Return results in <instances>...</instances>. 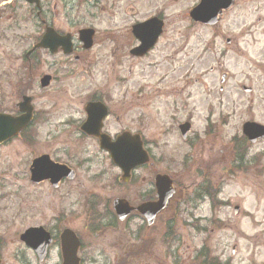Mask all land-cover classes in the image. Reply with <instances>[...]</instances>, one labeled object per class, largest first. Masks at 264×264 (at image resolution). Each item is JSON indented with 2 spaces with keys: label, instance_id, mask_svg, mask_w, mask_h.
<instances>
[{
  "label": "rangeland",
  "instance_id": "obj_1",
  "mask_svg": "<svg viewBox=\"0 0 264 264\" xmlns=\"http://www.w3.org/2000/svg\"><path fill=\"white\" fill-rule=\"evenodd\" d=\"M198 1L142 0L134 5L131 0H104L100 4L104 13L99 11V5L86 6L80 26H91L98 31V46L87 53L83 64L70 68L73 74L80 69L79 74L66 77L61 83H53L48 90L33 89L35 91L30 95L35 98V109L44 119L31 131L29 139L33 145H23L25 138L0 147V195H11L0 200V208L4 211L8 208L2 212L4 226L9 222L13 229L17 227L11 219L17 210L25 209L19 205L22 197L25 199L21 201L29 202L27 208L35 216V224H45L51 232L65 227L83 239L86 244L79 256L84 264L145 263L144 258L136 254L132 260L128 259L126 245L121 256L118 248L114 250L113 244L122 237L121 232L128 243L132 241L127 234L130 232L128 226L119 224L113 231L107 227L100 236L93 234L95 237L91 240L86 234V206L96 202L102 215H106L104 207L108 204L111 212V202L115 198L140 199L143 194L141 181L148 170H135L132 184L116 185L115 179H119L120 173L110 164L105 153L100 152L96 144H78L80 109L77 101L72 99L87 77L97 80L128 78L127 84L113 86L115 100L125 89L128 94L137 95L141 88L147 100L133 101L124 93L129 99L124 102L133 103L135 108L125 115L120 114L122 109L119 108L115 113L119 122L113 123L111 118L113 125L108 131L113 133L126 127L137 129L140 128L137 121H141L147 142L144 148L152 162L157 163L154 169H149V174L156 171L175 176L185 188L188 187L185 189L187 199L196 197L193 203L197 206L198 216L205 220L197 219L191 243L187 241L192 231L190 227L186 228L190 232L187 233L189 250L186 252L195 254L194 251L199 252L206 246L219 264H264V143L250 148L230 144L232 139H238L242 121L264 124V12L259 11L264 0H234L233 7L225 11L218 25L212 28L189 19L188 13ZM129 8H135L134 14L128 13ZM157 13L163 21L159 42L146 57L130 58L128 50L136 42L129 36V28ZM260 35H263L262 40ZM226 40L230 41L229 46L225 45ZM1 49L6 55L0 66V102L4 103L0 111L10 110L16 100L18 81L12 74L10 61L18 59L21 53L12 50L9 44ZM217 63L222 65L221 70L216 69ZM180 68L184 71H179ZM209 68L214 70L212 75L208 73ZM40 73L52 74L53 71L44 68ZM221 73L227 75L222 89L218 83ZM159 81L173 84L174 98L162 95L167 89L156 85ZM240 86L251 88L252 95L240 92ZM188 96V111L192 113L194 110L193 130L197 135V140L190 144L191 148L178 141L175 125L172 126V120H184V113L172 117L173 112L166 111L172 100L179 102ZM235 103L240 106L238 114L231 113L227 123H222ZM234 148L237 154L231 155ZM41 154H49L76 169L74 181L57 192L47 186H29L21 175L27 173L31 160ZM187 156L195 163L190 165ZM184 161L191 166L188 175L183 173ZM201 182H204L203 188L218 191L214 199L217 209H210V202L200 196ZM17 189H25L24 193L28 195L15 197L13 191ZM65 194L67 201L62 202ZM236 206L239 213L234 216L232 210ZM68 210L69 218L62 219V223L55 222L59 215L67 216ZM66 220L68 222L64 224ZM108 225H112L110 220ZM139 225L137 219L129 223L131 230ZM175 230L177 232L179 227ZM233 247L236 252L231 256ZM16 248V245H8L4 257ZM167 253L168 249L166 264H175V257ZM24 255L30 264H37L28 253ZM7 260L5 264H9ZM56 262L57 257L52 255L45 264Z\"/></svg>",
  "mask_w": 264,
  "mask_h": 264
},
{
  "label": "flooded vegetation",
  "instance_id": "obj_2",
  "mask_svg": "<svg viewBox=\"0 0 264 264\" xmlns=\"http://www.w3.org/2000/svg\"><path fill=\"white\" fill-rule=\"evenodd\" d=\"M103 1L104 0H0V66L4 62L2 58L6 55V53L1 49V46L9 44L12 50L21 51L18 59L10 61V67L13 69L12 74L14 75L15 80L18 81V86L16 87V100L11 106L10 110H2L0 111V114L16 116L19 114L21 103H26L25 108H29V106H31L33 110V123L37 124L44 121L43 118L38 116L34 105L35 98L30 94L35 91L33 89L48 90V88L53 83H61L62 81L66 80V77L80 73L79 69L73 74L70 68H77L79 63L83 64L85 62L87 53L91 52L93 48L97 47L99 44L98 31L96 29L91 28V26H80V20L82 19L81 15L83 14L85 16L86 6L96 7L97 5L100 6L99 11L104 13L105 9L100 5ZM131 1L134 5H137L142 0ZM263 4L264 3H261V5ZM134 9L129 8L128 13L134 14ZM259 11L261 13L264 12V5L261 6ZM154 17L159 19V14H155ZM257 20L260 21L261 19L258 18ZM28 25L29 28H27ZM82 29H92L94 32L92 48L87 51L84 50L83 45L78 40V32ZM46 33V48L39 47ZM128 34L131 39L134 40L131 27L128 30ZM108 39H111L110 34H108ZM134 47L135 46L132 45L131 49ZM153 49H151V51ZM151 51L140 58L131 55L129 56L132 59H141L146 57ZM108 53L112 55L110 50ZM11 59H14V57H11ZM44 68L52 70L53 73H40V70ZM179 71L184 70L183 68H180ZM208 73L209 75H212L214 73L213 69L209 68ZM128 74H130V72H128ZM44 77H48V83L47 86L42 87L41 80ZM85 80L86 82L81 85L79 93L76 94L74 98H72L73 101H77L76 105L80 109V125L78 128L80 135L78 144H96L97 146L99 144L96 138L87 136L80 131L81 126L87 120L85 110L90 104H100L105 109L106 116L100 122V131L102 134L107 135L112 141H114L122 133L128 132L131 135H137L141 143L146 144L147 142L143 136V125L141 121H137L140 127L137 129L126 127L113 133L108 131L113 123L119 122V116L115 114L119 108L122 109V112L120 113L121 115L130 113L131 109L135 108L133 103L124 102L129 100L127 97H124V93L133 101H145L147 100V96L145 95L144 90L141 88V90L137 92V95H132L128 94L127 90L125 89V91L120 95V98L115 100L113 86L116 84H127L129 80L128 78H104V80H100L99 78V80H97V78L90 76ZM194 83H197V79H195ZM95 84H98L99 86L94 87L93 85ZM156 85H163L167 89V91L162 94L163 96H171L173 98L175 97L174 90L172 89L173 84L166 85L165 83H162V81H159ZM183 89L184 88L181 87V90ZM204 89H206V87H204ZM22 97L27 98L23 99ZM0 98L2 97L0 96ZM13 98L14 96H12V99ZM189 98L190 97L188 96L184 100L180 99L179 102L172 100L166 106V111H172V117H175L176 114H181L182 112L184 113V120L179 122L172 120V126L175 125V130L178 133V141L181 144H187V146L191 148L190 144H193V142L197 140V135L193 130L194 110L191 109L192 113L188 111ZM3 105L4 103L0 102V108L1 106L3 107ZM235 107H237V109H235ZM238 107H240L238 104H233V109L228 111L226 114L227 118H225L222 123H227V119H229L231 113L238 114ZM111 118H113V123ZM245 122L254 121H242L241 125H243ZM133 123L134 121L131 122V125H133ZM182 124L188 125V131L185 135H182L179 130V127ZM65 125H67V123ZM237 138L239 140V144H251L241 134L238 135ZM263 142L264 140L258 139L254 144H260ZM230 144H232L231 141ZM5 145L7 144H4L0 147ZM23 145L29 147L33 144ZM42 155H46L48 160L55 165L67 167L73 170L75 174L74 178L73 180H69L67 177L60 178V180L55 178L53 184L56 185V187H51L49 181H43L39 184L30 182L29 169L33 160L32 159L27 166V173L21 175L24 176L23 180L26 181L29 186L35 188L39 186H47L51 191L57 192L64 187L69 186V184L74 181L77 172L76 169H72L66 163L51 157L49 154H41L38 157ZM149 158V163L143 167V169L148 170L146 176L143 177L141 181L143 194L140 199L137 197H133L131 199L132 207H137L139 204L155 202L154 177L157 173L154 171L153 174H149V169H154L157 163L152 162L153 159L150 157V155ZM190 158V156H187V162L192 165L195 162H192ZM190 165H187V163L184 161L182 168L183 173L186 175H188L191 171ZM170 178L173 182V186L175 187V194L177 193V196L173 199V201H169V204L165 210L161 211L154 217L152 224L149 225L147 220L142 219L136 213H132L127 221L124 222H118L112 219V225L109 226V219L102 216L100 213H97L98 220L93 223L91 227H86V224L84 226L86 234L89 235V239L91 240L95 237L93 234L100 236V234L103 233V230L107 229V227L113 231L114 229L118 228L119 224H123L126 228L128 226L127 229L130 230V232H127V234L130 235L132 241L128 243L127 239L123 236L124 232H121L122 237L116 240L115 244H113L114 250H117L118 248L120 251V256L123 255L122 248L124 245H126V256H128L127 258H130V260H132L134 257L133 255L136 254V256L141 255L144 258V264H166V225L167 223L174 224L175 226L170 227L169 231L171 235L174 233H176V235L173 238H168V240H172L173 245L170 247V250L173 249V253L171 255L175 257V264H212V260L209 258V250L206 246H204L199 252L194 251L195 254H192V252H186L189 250V247H187L186 244L189 241L191 243V240L193 237H195L194 230L197 219H205L198 216L197 206L195 203H193L196 197H194L193 200H191V198L185 199V197H187L185 189L188 187L185 188L184 184L180 182V180L176 179L175 176ZM115 181L118 182L117 178ZM24 190L17 189L13 191L15 193L14 196L18 198L20 194L28 195L24 193ZM1 192L2 191H0V193ZM5 197H11V195L7 196V194H1L0 200H4ZM21 199L25 198L21 197ZM21 199L19 201L20 204H17H19L20 207H25V209H20L19 211L17 210L11 219V221L17 223V227L15 229L10 227L9 222L4 226L5 221L3 219L5 217L2 215V212H6L8 208L6 207L5 211L2 207L0 208V264H5L6 259L10 261L9 264H30L29 260L24 255L25 253H28L33 261L37 264H45L52 255L57 257L56 264H62L60 238L61 233L68 228L64 227L55 232H51L45 224H35V216L31 215L27 208L29 206V202L21 201ZM61 200L62 202L67 201V195H63ZM69 214L70 213L68 210L67 216L65 215V217H63L62 215H59L57 218H55V222L62 223V219L69 218ZM134 219L140 220V225L137 226V229L136 227H133L134 230H131V227L129 226L130 222L128 221ZM67 222L68 221L66 220L64 224ZM176 227H179L177 232L175 231ZM189 227L192 231L190 234L192 236L189 235L187 241V233L189 231L186 228ZM37 228L43 229L49 235L50 243L47 245V249L43 255H39L38 253L40 246H42L44 242L41 236L39 237V235L30 234L29 236L25 237V241L22 239L23 235L28 230ZM76 236L80 244V248L77 253L79 256V254L82 253V248L85 247L86 243L83 242V239H81L77 233ZM125 241H127L126 244ZM26 242L31 245L35 244L36 248L33 249L31 247H27ZM8 245H16L17 248L14 252L11 251L10 253L6 254V257H4V251ZM40 256H43L42 259H39ZM79 259L80 264H84L83 259L80 258V256ZM119 264L125 263L119 262Z\"/></svg>",
  "mask_w": 264,
  "mask_h": 264
},
{
  "label": "water",
  "instance_id": "obj_3",
  "mask_svg": "<svg viewBox=\"0 0 264 264\" xmlns=\"http://www.w3.org/2000/svg\"><path fill=\"white\" fill-rule=\"evenodd\" d=\"M230 5L231 0H201L199 5L191 10L189 16L194 22L211 26L216 24L217 15L220 13V10L227 9ZM161 26V22L156 19H151L143 24L136 25L133 28V31L135 37L140 42V46L131 52V54L135 56L144 55L155 44L157 37L161 32ZM91 38L92 31L79 32V39L83 42L85 49L91 47ZM47 81V77L43 78V81H41L42 87L47 85ZM22 107L24 109H22ZM86 111L88 113V120L82 126L81 130L86 134L93 135L99 139L100 149L109 154L113 164L122 170V180L126 181L127 175L131 169L143 165L148 161L147 155L142 150L138 138L129 137L124 134L119 137L115 143H110L107 137L99 135L98 133L100 129V121L103 119L105 112H97L96 106H93L92 109L90 108ZM20 112L23 114L18 117L0 115V144L15 138L31 121V109H25V104L20 106ZM182 131H184V128ZM243 134L249 141H254L256 138L264 137V128L247 123L243 126ZM30 174L31 181L39 183L48 179L54 187L55 185L53 183L55 178L58 180L62 177H67L68 179L73 178L72 171H69L63 166L53 165L49 162L46 156L40 157L32 162ZM155 186L157 191V202L152 205H143L141 208H138V212L142 215L146 206L152 207L153 213L154 211L157 213L162 210L173 193L171 182L165 176H157L155 178ZM113 210L121 221L132 211L123 200H115L113 202ZM234 212H236V208L234 209ZM29 233L39 235V237L41 236L43 239V245L40 246L38 250L39 255H42L48 243H50L48 235L45 234L42 229L31 230ZM60 241L63 260L62 264H78L79 260L76 257V254L79 248V243L74 234L69 230H65L61 234ZM27 245L33 249L36 248V245H30L28 243ZM41 257L40 259H42Z\"/></svg>",
  "mask_w": 264,
  "mask_h": 264
},
{
  "label": "trees",
  "instance_id": "obj_4",
  "mask_svg": "<svg viewBox=\"0 0 264 264\" xmlns=\"http://www.w3.org/2000/svg\"><path fill=\"white\" fill-rule=\"evenodd\" d=\"M27 136H28V134H27ZM22 137L24 139L27 138V140L25 141L26 144H31V139H29L28 137H26L25 134H23Z\"/></svg>",
  "mask_w": 264,
  "mask_h": 264
},
{
  "label": "bare ground",
  "instance_id": "obj_5",
  "mask_svg": "<svg viewBox=\"0 0 264 264\" xmlns=\"http://www.w3.org/2000/svg\"><path fill=\"white\" fill-rule=\"evenodd\" d=\"M263 6V5H262ZM262 40V39H261Z\"/></svg>",
  "mask_w": 264,
  "mask_h": 264
}]
</instances>
